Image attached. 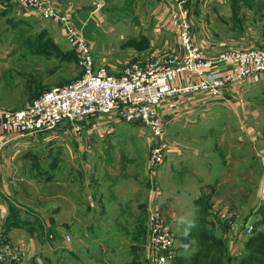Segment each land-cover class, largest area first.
I'll list each match as a JSON object with an SVG mask.
<instances>
[{
  "label": "rangeland",
  "instance_id": "rangeland-1",
  "mask_svg": "<svg viewBox=\"0 0 264 264\" xmlns=\"http://www.w3.org/2000/svg\"><path fill=\"white\" fill-rule=\"evenodd\" d=\"M78 1L87 8L81 14L82 21H78L79 27L98 61L114 69L152 53L153 43L161 40L157 34L160 27H167L163 36L169 30L171 32L167 24L169 0H100L102 6L98 9L94 6L95 0ZM218 1L206 0V7L201 4V10L198 6L196 8L194 30L198 42L201 27V31L212 38L208 40L213 41L211 44L217 51L264 46V0ZM0 4L4 5L0 8V111L21 110L45 92L82 76L77 52L62 27L42 19L15 0H0ZM257 85L246 88V101H242L256 106L249 123L242 121L238 109L226 104L219 107L220 110L206 113L204 120L191 118L179 132L174 130V146L168 154L165 152L158 184L154 183L157 193H151L150 169L148 166L145 171L144 166L149 156L150 134L110 115L93 119L81 132L66 130L62 136L54 134L55 139L61 140L58 139L60 144L52 148L51 156L42 147L37 155L42 157H28L35 160L34 170L41 178L70 180L67 190L80 204L75 219L77 241L82 247L85 241L90 247L88 250L94 248L96 242L85 237L79 225L87 204L97 206L96 201L102 195L99 206L102 204L105 215L111 220L116 214L112 207L116 205V190L121 189L124 195L133 192L124 198V204L129 202L130 206H126L119 217L120 222L115 223L113 229L112 223L108 224L103 238L104 249L93 250L91 262L81 259L78 252L65 256L64 263L146 264L148 213L151 205H158L162 210L169 206L175 209L172 217L167 211L166 214L174 225L180 254L190 256L196 251V226L199 219L204 218L210 220L207 226L213 234L225 239L227 264H235L239 258L236 250L240 248L242 254L249 235L246 231L242 234L243 225L250 224L253 231L264 232V223L255 226L261 217L257 209L264 204V168L260 162L264 156V84ZM67 131L74 134L66 138ZM248 132L253 140L245 136ZM79 137L80 140L84 137L81 148L85 150L73 155L67 145L70 142L71 147H78L76 138ZM200 138L206 141H197ZM242 152L249 160L244 165L248 172L243 179L244 175L238 174L243 167L239 164ZM120 168L129 177L127 185L126 179L120 184L123 178L117 184L113 182L117 176L123 175L117 174ZM84 171L89 172V176H85ZM89 181L95 186L89 187ZM245 192H248L247 200L239 204L244 212L240 211L241 215L231 220L220 218L219 212L215 211L220 198L230 201L232 197L244 196ZM200 199L206 201L209 211L205 210L204 216L199 214ZM218 207L221 209L220 204ZM230 210L227 209L232 213ZM225 223L226 229L222 230Z\"/></svg>",
  "mask_w": 264,
  "mask_h": 264
},
{
  "label": "built area",
  "instance_id": "built-area-1",
  "mask_svg": "<svg viewBox=\"0 0 264 264\" xmlns=\"http://www.w3.org/2000/svg\"><path fill=\"white\" fill-rule=\"evenodd\" d=\"M15 1L62 27L77 52L83 74L75 81L45 92L21 110L0 111V132L23 139L44 133L62 136L66 130L81 132L93 119L110 115L150 134L148 166L152 194L157 193L154 183L158 184L166 152L163 112L176 109L175 99L199 91L219 97L235 83L264 75V46L206 53L194 35L193 17L199 0L168 2L167 24L177 39V48L152 51L116 69L98 61L82 28L58 0ZM101 6L102 3H96L97 9ZM183 73H191L198 80L177 85L176 78ZM260 162L264 168V156ZM215 211L220 218L231 220L234 216L218 206ZM243 226V234L253 232V225ZM147 228L146 264H174L178 237L160 206H150ZM3 240L0 222V264L6 258ZM237 250L236 255L240 256V249Z\"/></svg>",
  "mask_w": 264,
  "mask_h": 264
},
{
  "label": "crops",
  "instance_id": "crops-1",
  "mask_svg": "<svg viewBox=\"0 0 264 264\" xmlns=\"http://www.w3.org/2000/svg\"><path fill=\"white\" fill-rule=\"evenodd\" d=\"M95 1L101 3L100 0ZM209 1L216 2L218 0ZM58 2L65 10L70 12L77 24L78 21H82L81 14H83L87 8H85L84 5H81L78 0H58ZM218 2L220 3L221 1ZM201 4L203 7H206V0L197 1L196 8L198 6V10H201ZM94 6H96V3ZM2 7H4V5L0 4V8ZM194 17L193 23L195 22ZM48 22L53 23L52 21ZM194 25L193 27H195ZM166 28L160 27V30L157 32V34L161 36V40L153 43V51L164 50L165 48L174 49L178 47L177 39L172 30V33L169 30L163 36V30ZM201 30L200 27L198 33L201 41H196L204 47L206 53L211 55L221 51L214 49L215 45L211 44L213 41L208 40L209 38H212L208 37L207 32ZM194 35L196 39L195 30ZM197 80L198 78L195 75L191 73H183L176 78L175 83L177 85L185 86L192 84ZM257 83L259 85L264 84V75H257L251 79L235 83L225 89L219 97H213L211 93L207 91L188 93L177 97L175 99L177 106L176 109L163 112L166 121V135L164 138L166 154H168V150H172V147L174 146L172 145L175 141L173 137L174 130H176V133L179 132L181 128L187 125L188 120L191 118L204 120L206 118V113L212 112L214 109L220 110L219 107L225 106L226 104L233 109H238L242 115V121H244V123L252 121L251 117L255 115L254 107L256 106L243 103L246 101L244 93L247 91L246 88L248 86H258ZM246 84L247 86L245 87ZM245 105L248 107H245ZM175 127L177 128L174 129ZM69 134L70 131H67L66 138H69ZM73 134L74 133H71L70 135ZM245 136L249 137V140L254 139L250 132ZM55 138L54 134L49 135L44 133L23 139L17 138L11 134L0 132V222L4 234L2 248L6 252V258L1 264H54L55 261V264H65V256L70 253L73 254L78 252L80 253L81 259L91 262V252L93 250L104 249L105 241L103 238L107 233L106 229L108 228V224L112 223L111 229H113L115 223L117 224L120 222L118 219L123 215L126 206H130L129 202L124 204V198L126 196H131L133 192L124 195L121 189H117L114 193L116 205L112 207L116 209V214L112 215L111 220L109 216L105 215L102 204L99 206V199H101L102 195H100L96 201L97 206L93 203L87 204V211L82 212L81 218L83 221H81L79 225L83 230L82 233L84 236L95 241L96 245L94 248L88 250L87 248L90 247L86 245L85 241H83L85 245L82 247V244L77 241L78 233L75 232V225L77 224L75 219L78 218L79 214L77 205L80 204L76 203L75 198L70 194V190L69 192L67 190V186L71 183L70 180L55 181L53 178L44 179L40 177L36 170H34L35 160L32 159H35L34 157H42L40 155L39 157L37 156L39 149L42 147H45L43 149H46L48 156H51L50 153L52 152L51 150H53L52 148L60 144L59 141L61 140V138ZM83 138L82 140H80V137L76 138V141H78L76 142L78 147L73 148L70 146V142L68 143V149L73 155L82 154L85 150L84 148H81ZM197 141L205 142L206 139L200 138ZM27 153L29 156L26 157ZM245 155L246 153L242 152L239 158V164L243 167H241L238 174L244 175L241 177L242 179L247 177L248 172L244 167V165L246 166L249 163V160ZM28 157H31L32 159ZM144 166L145 171H147L148 157L145 159ZM120 173H123L121 168L120 172L117 174ZM84 174L85 176H89V172L87 173L84 171ZM133 174L134 173H132V175ZM128 178L129 177L123 173V175L120 174L117 176L113 182L117 184L118 181L122 179L120 184H124V179H126L125 181L127 185V181H129ZM236 181L238 182V180ZM233 184H235V181ZM88 186L92 187L95 185L93 182L89 181ZM118 186L119 185H117V188ZM240 186L243 187V185ZM248 192H245L244 196L240 195V197H232L230 201L220 198L218 204L221 205L222 209H231L230 211L234 214L232 219L234 217L237 218L238 215H241V212H244V210L240 209L239 204L243 200H247L246 193ZM225 200L228 205L225 203ZM237 200L239 201L238 203L234 202ZM92 206H94V209ZM163 210H165L164 214L169 221L170 217H168L166 211L169 216L172 217L175 209L169 206L167 208L165 207V209L163 208ZM90 211H92V213H90ZM236 230L237 233L238 229ZM58 234L60 236H58ZM67 236L70 237V240L67 239ZM83 249H85L84 252ZM59 258L60 260H58Z\"/></svg>",
  "mask_w": 264,
  "mask_h": 264
},
{
  "label": "trees",
  "instance_id": "trees-1",
  "mask_svg": "<svg viewBox=\"0 0 264 264\" xmlns=\"http://www.w3.org/2000/svg\"><path fill=\"white\" fill-rule=\"evenodd\" d=\"M198 203L199 214H203L204 216L206 214L205 210L209 213L206 201L200 199ZM257 213L261 217L255 223L256 227L264 223V204L258 207ZM209 223L210 220L208 219H199L198 226H196V236L198 239V244L195 248L196 251L190 256H185L180 254L179 250L174 264H227V243L224 238L213 234L207 226ZM226 226L227 224L225 226L223 225L222 230H225ZM235 264H264V232L255 229L246 237L244 250Z\"/></svg>",
  "mask_w": 264,
  "mask_h": 264
}]
</instances>
